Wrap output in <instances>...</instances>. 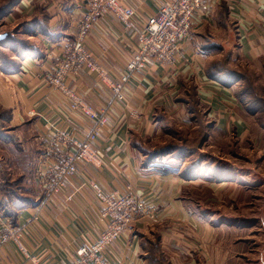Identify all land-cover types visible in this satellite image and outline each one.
<instances>
[{"label": "crops", "instance_id": "obj_1", "mask_svg": "<svg viewBox=\"0 0 264 264\" xmlns=\"http://www.w3.org/2000/svg\"><path fill=\"white\" fill-rule=\"evenodd\" d=\"M121 1L135 9L132 28L125 29L112 13H107L86 40L92 57L113 79L125 71V58L136 48L141 26L167 0ZM222 1L234 23L241 55L262 67L264 0H217L211 15L196 21L180 41L174 66L155 64L130 75L125 103L113 101L111 92L97 82L95 74L80 70L68 85L84 102L108 108L107 125L95 142L97 165L81 162V173L73 175L62 189L45 196L36 188V159L32 161L29 179L23 182L28 183L34 198L16 208L17 223L13 226L20 232L17 241L9 240L0 246V264H67L79 245L95 240L103 227V206L85 182L88 179L97 181L105 191H130L154 207L151 215L132 222L106 248L104 255L108 259L148 264L146 241L159 235L171 264H196L197 256L203 264H228L229 248L222 250L212 238L215 225L219 224V229L229 227L213 222L217 217L213 215L219 214L201 205L197 191L205 188L214 194L218 186L245 184L236 183L230 174L215 180L212 164L184 173L187 158L158 156L143 165V155L135 145L137 135L153 141L176 123L196 124L181 98L191 85L204 109L202 117L208 122L209 138L214 131L237 138L248 133L254 114L238 98L236 86L224 85L205 72L213 54L209 48H202L204 41L228 40L215 34L225 29L217 15ZM85 8L86 0H13L9 11L0 16V32L16 37V43L7 41L2 47L18 60L17 68L0 60V107L10 111L9 125L29 148L41 151L42 137L50 126H66L76 136L84 137L94 124L78 112L69 113L66 101L44 78L64 45L73 38L76 20ZM0 151V181L16 180L25 173L11 160L12 149L3 147ZM238 194L239 191L232 196ZM192 239L199 241L194 254L190 251ZM217 253L220 254L215 257Z\"/></svg>", "mask_w": 264, "mask_h": 264}, {"label": "built area", "instance_id": "obj_2", "mask_svg": "<svg viewBox=\"0 0 264 264\" xmlns=\"http://www.w3.org/2000/svg\"><path fill=\"white\" fill-rule=\"evenodd\" d=\"M217 0H167L155 14L150 15L136 36V48L125 58L124 72L117 79L99 65L86 45L92 29L107 13H112L125 29L133 26L135 9L121 0H86V8L76 20L73 38L64 45L44 78L66 101L67 111L83 115L93 121L92 128L78 137L66 126H50L43 136L44 145L36 158V188L50 195L70 183V178L81 173L79 164L97 165L98 149L95 147L100 133L108 122V108L94 107L68 85V81L86 69L96 75L98 83L106 86L112 100L126 102L125 88L130 75L152 65L174 66L180 41L187 36L193 24L208 18ZM85 182L102 203L103 227L97 238L77 247L67 264H123L104 255L106 248L139 217L151 215L154 207L130 191H105L97 181ZM20 230L11 225L9 218L0 213V246L9 240L17 241ZM24 252L23 247L19 244Z\"/></svg>", "mask_w": 264, "mask_h": 264}, {"label": "rangeland", "instance_id": "obj_3", "mask_svg": "<svg viewBox=\"0 0 264 264\" xmlns=\"http://www.w3.org/2000/svg\"><path fill=\"white\" fill-rule=\"evenodd\" d=\"M215 34L219 38H229V34L225 29L222 31L217 30ZM237 43L235 35L233 34V37L231 35L228 44L233 47L235 53L233 59H236L237 67L248 70L250 74H253L257 78L258 81L256 83L253 81L255 83L253 86L255 87L256 85L257 88L255 95L258 97V104L264 105V69L244 58L237 48ZM219 44H224L225 46L227 43L221 44L219 42ZM227 48V46L223 47V49ZM4 51L6 53H0V60L5 63L14 59L11 58L12 54L9 51ZM209 51L213 54L210 59L221 58L224 54L223 50L221 51L217 47H212ZM247 116L249 117L250 115L247 114ZM263 124L260 123L258 116L254 114L250 118L249 130L244 137L237 138L232 134L214 131L209 138L208 135L204 137L202 131L197 135V131L194 129L196 125L198 126V123L193 126L176 123L175 126L167 127L161 136L150 141L152 145L165 144L170 141L180 143L182 141L186 142L185 138L189 139V136L194 134L195 138L198 139V142L194 146L199 148L200 155H194L193 159L196 163L199 162V169L202 166L211 167V165H207L211 162L219 163L222 164V168H219V171H214L215 180L229 177L228 175L230 174L231 177L235 178L236 183L239 181L245 184L234 187H231V184H229L230 186H218L214 194L205 188L202 191H197L199 195L197 198L202 201L201 205L219 214L213 215L217 216V219L214 217L215 220L213 222H218L222 226L226 225L229 227L227 229H219L220 225H215V232L212 238L215 240V244H218L222 250L227 247L229 248L228 264H264ZM202 125H208V122L204 118H202ZM189 140L191 141V139ZM0 150H3V148L0 147ZM1 153L2 151H0V155ZM185 157H189V155H185L183 158ZM217 191L220 192L217 193ZM238 191L237 197H233L232 193H238ZM156 236L158 238L157 242L161 244L159 235ZM154 238L155 236L152 239L154 240ZM216 239L219 242H216ZM192 240L194 246L190 248V251L191 254H194V250L198 249L199 241L197 239ZM167 251L170 253L169 250ZM219 254H215V257H218ZM197 258L195 259L196 264H203L201 258L198 256ZM168 264H171L170 259Z\"/></svg>", "mask_w": 264, "mask_h": 264}, {"label": "trees", "instance_id": "obj_4", "mask_svg": "<svg viewBox=\"0 0 264 264\" xmlns=\"http://www.w3.org/2000/svg\"><path fill=\"white\" fill-rule=\"evenodd\" d=\"M13 0H0V16L9 11V8L12 6ZM218 20L221 22L222 26L226 31H230L229 38L225 42L227 43V49H223L224 44L220 45L219 42L211 41L206 39L202 44V48H212L217 47L223 50V57L221 58H212L207 61L205 65V72L207 76L213 80L219 81L227 86H236V94L238 98L243 101L247 107L249 113L256 114L260 120V123H264V105L261 103L258 104V97L255 95L257 92L255 84L258 80L250 74L246 69L237 67L236 59H233L234 50L233 47L228 44L230 41L231 35L235 34L234 23L230 20L228 16V6L225 1H222L219 5L217 12ZM233 33V34H232ZM16 37L7 35L4 39L0 40V53H4L5 49L2 45L7 42H15ZM237 41V39H236ZM238 44V43H237ZM236 44V45H237ZM238 48V45H237ZM225 50V52H224ZM6 53V52H5ZM12 58V57H11ZM5 64L12 65L14 68L18 66V60L11 59L10 62H5ZM264 69V61L262 67ZM255 83H254V82ZM186 103L187 111L195 118L193 120L198 123L196 125L195 131L197 135L203 132L204 137L207 136V125H202V116L205 113L204 109L199 103L196 89L194 86H190L185 95L181 97ZM11 114L8 109L0 107V143L1 147L12 151L11 160L17 167H21V170L25 171L23 174L20 173L16 180H9L4 178L3 181H0V211L3 216L10 218L11 225H15L16 222V208L24 203L33 201V193L31 188L28 187L27 182H23V179H29L31 174L30 169L32 167V161L36 159L40 148L36 150L35 148H29V145H26L27 141H19L17 139L16 133L13 131L15 128L9 125V118ZM264 127V124H263ZM138 140H135V145L139 148L143 155V165L148 164L151 160L158 156L170 155L175 158L182 159L185 155H189V158L183 165L184 173L191 174L199 170V162L196 163L193 159L194 155H200L199 148L194 146L198 142V139L195 138V135L189 136V139H186V142H175L170 141L165 144H156L152 145L148 138H140L136 136ZM199 137V136H198ZM25 145V146H24ZM211 161V160H209ZM215 170L222 168V164L211 162ZM20 170V171H21ZM27 171V172H26ZM32 171V170H31ZM27 173L26 177L25 174ZM158 238L155 236L154 240H147L146 244L148 247V264H168L169 260L165 255L163 249L161 248L160 243L157 242Z\"/></svg>", "mask_w": 264, "mask_h": 264}, {"label": "water", "instance_id": "obj_5", "mask_svg": "<svg viewBox=\"0 0 264 264\" xmlns=\"http://www.w3.org/2000/svg\"><path fill=\"white\" fill-rule=\"evenodd\" d=\"M6 37V33L5 32H0V40L4 39Z\"/></svg>", "mask_w": 264, "mask_h": 264}]
</instances>
